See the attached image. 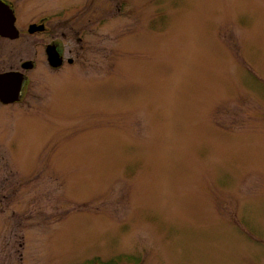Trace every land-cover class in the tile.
Segmentation results:
<instances>
[{
  "label": "rangeland",
  "instance_id": "1",
  "mask_svg": "<svg viewBox=\"0 0 264 264\" xmlns=\"http://www.w3.org/2000/svg\"><path fill=\"white\" fill-rule=\"evenodd\" d=\"M6 1L0 264H264V0Z\"/></svg>",
  "mask_w": 264,
  "mask_h": 264
},
{
  "label": "water",
  "instance_id": "2",
  "mask_svg": "<svg viewBox=\"0 0 264 264\" xmlns=\"http://www.w3.org/2000/svg\"><path fill=\"white\" fill-rule=\"evenodd\" d=\"M16 16L10 6L0 0V36L10 39H16L20 36V31L16 27ZM44 25L34 26L29 28L30 33L43 31ZM48 62L53 67H59L63 63V58L59 56L55 46L47 48ZM73 62L72 59L69 60ZM32 66L31 62H24L23 68L27 69ZM24 76L19 71H10L0 73V100L3 103H14L20 98V91Z\"/></svg>",
  "mask_w": 264,
  "mask_h": 264
},
{
  "label": "flooded vegetation",
  "instance_id": "3",
  "mask_svg": "<svg viewBox=\"0 0 264 264\" xmlns=\"http://www.w3.org/2000/svg\"><path fill=\"white\" fill-rule=\"evenodd\" d=\"M43 21V22H42ZM48 22V19L45 17V18H42L41 20H40V22L39 23H35V22H33V23H31V24H36V25H44L45 26V29H46V23ZM45 29H44V31H45ZM44 31H42V32H44ZM49 46H55V48H56V51L59 53V56L60 57H63V55H62V53L61 52H59V50H58V48H57V46L55 45V44H50V45H48L47 46V48L49 47ZM46 48V49H47ZM63 59H64V57H63ZM68 62L69 63H72V62H70L69 61V59H68ZM32 63V62H31ZM22 67H23V64H22ZM33 67V63H32V66L29 68V69H31ZM10 71H18V70H8V71H0V73H5V72H10ZM19 72H21V71H19ZM22 73V72H21ZM23 74V73H22ZM23 76H24V74H23ZM24 80H25V76H24ZM24 80H23V83H24ZM23 83H22V87H23ZM22 87H21V92H22ZM20 92V93H21ZM1 101V100H0ZM2 102V101H1ZM3 103V102H2ZM15 103V102H14ZM4 104H12V103H4Z\"/></svg>",
  "mask_w": 264,
  "mask_h": 264
},
{
  "label": "trees",
  "instance_id": "4",
  "mask_svg": "<svg viewBox=\"0 0 264 264\" xmlns=\"http://www.w3.org/2000/svg\"><path fill=\"white\" fill-rule=\"evenodd\" d=\"M94 263V262H93ZM104 264H115V259H112V260H110V261H108V262H105Z\"/></svg>",
  "mask_w": 264,
  "mask_h": 264
}]
</instances>
